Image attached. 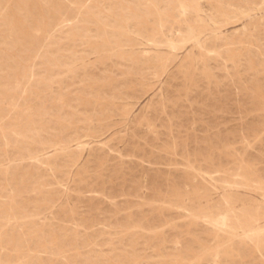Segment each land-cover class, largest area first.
<instances>
[{
    "label": "rangeland",
    "instance_id": "1",
    "mask_svg": "<svg viewBox=\"0 0 264 264\" xmlns=\"http://www.w3.org/2000/svg\"><path fill=\"white\" fill-rule=\"evenodd\" d=\"M0 264H264V0H0Z\"/></svg>",
    "mask_w": 264,
    "mask_h": 264
},
{
    "label": "bare ground",
    "instance_id": "2",
    "mask_svg": "<svg viewBox=\"0 0 264 264\" xmlns=\"http://www.w3.org/2000/svg\"><path fill=\"white\" fill-rule=\"evenodd\" d=\"M6 2H7V0H5ZM47 1V0H46ZM149 1V0H148ZM45 2V1H44ZM50 2V1H49ZM73 1H71L70 3H72ZM76 2V1H75ZM97 2H98V0H97ZM77 3V2H76ZM10 5H8V7H9ZM40 6H41V4H40ZM65 6V5H64ZM98 6V5H97ZM42 7V6H41ZM67 8V7H66ZM68 9V8H67ZM98 9V8H97ZM184 9V8H183ZM4 10V9H3ZM40 10H41V8H40ZM69 10V9H68ZM58 11V10H57ZM98 11V10H97ZM185 11V10H184ZM224 11V10H223ZM59 12V11H58ZM89 12V11H88ZM49 13V12H48ZM159 13V12H158ZM4 14V13H3ZM7 14V13H6ZM10 14V13H9ZM50 16V15H49ZM214 16V15H213ZM55 17H56V15H55ZM170 17V16H169ZM58 18V17H57ZM56 18V19H57ZM200 18V17H199ZM198 18V19H199ZM63 19V18H62ZM67 19V18H66ZM66 19H64V21L66 20ZM218 19V18H217ZM133 20H135V18L133 19ZM161 20V19H160ZM190 20V19H189ZM201 20V19H200ZM228 19H226V21H227ZM36 21V20H35ZM51 21V20H50ZM174 21V20H173ZM202 21V20H201ZM52 22V21H51ZM60 22H62V21H60ZM66 22V21H65ZM138 22V21H137ZM163 22H161V24H162ZM63 23H61V25H62ZM40 25H42V24H40ZM53 25V24H52ZM59 25V24H58ZM77 25V24H76ZM190 26V25H189ZM45 27V26H44ZM43 27V28H44ZM57 27H59V26H57ZM56 27V28H57ZM80 27V26H79ZM70 28V27H69ZM72 28V27H71ZM196 28V27H195ZM73 29V28H72ZM160 29H162V27L160 28ZM45 30H46V28H45ZM139 30V29H138ZM154 30H155V28H154ZM73 31V30H72ZM42 32V31H41ZM42 34V33H41ZM128 34V33H127ZM43 35V34H42ZM47 35H48V33H47ZM47 35H45V36H47ZM113 36V35H112ZM147 37V36H146ZM28 38H29V36H28ZM192 39V38H191ZM194 39V38H193ZM172 43H174V42H172ZM199 44V43H198ZM173 46V45H172ZM172 46H171V48H172ZM98 47V46H97ZM115 48V47H114ZM119 48V47H118ZM36 49V48H35ZM113 49V48H112ZM116 49V48H115ZM175 49V48H174ZM178 50V49H177ZM171 56V55H170ZM165 57V56H164ZM172 57H173V55H172ZM171 57V58H172ZM174 58V57H173ZM169 60V59H168ZM174 60V59H173ZM168 63V62H167ZM166 64V63H165ZM168 65V64H167ZM27 67V66H26ZM168 67V66H167ZM25 69V68H24ZM166 69V68H165ZM26 74V73H25ZM22 76V75H21ZM24 78V77H23ZM14 85V84H13ZM17 87V86H16ZM27 88H30V86L29 87H27ZM24 89V88H23ZM15 90V89H14ZM32 90V89H31ZM26 91H28V90H26ZM25 93H27V92H25ZM29 109H30V107H28ZM23 111V110H22ZM28 111V110H27ZM12 117H14V115L12 116ZM16 118V117H15ZM12 119V118H11ZM11 121H14V119L13 120H11ZM16 122V121H15ZM13 124V123H12ZM15 125V124H14ZM3 138H4V136H3ZM259 243V242H258ZM256 244V243H255ZM259 246V245H258ZM260 247V246H259Z\"/></svg>",
    "mask_w": 264,
    "mask_h": 264
}]
</instances>
